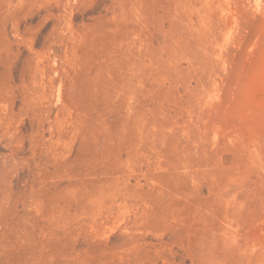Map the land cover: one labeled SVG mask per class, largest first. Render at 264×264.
I'll list each match as a JSON object with an SVG mask.
<instances>
[{
  "label": "rangeland",
  "instance_id": "374dc122",
  "mask_svg": "<svg viewBox=\"0 0 264 264\" xmlns=\"http://www.w3.org/2000/svg\"><path fill=\"white\" fill-rule=\"evenodd\" d=\"M0 264H264V0H0Z\"/></svg>",
  "mask_w": 264,
  "mask_h": 264
}]
</instances>
